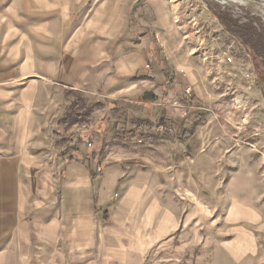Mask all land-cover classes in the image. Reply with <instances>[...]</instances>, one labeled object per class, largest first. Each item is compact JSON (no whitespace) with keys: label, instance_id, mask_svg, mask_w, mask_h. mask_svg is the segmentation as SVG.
<instances>
[{"label":"rangeland","instance_id":"obj_1","mask_svg":"<svg viewBox=\"0 0 264 264\" xmlns=\"http://www.w3.org/2000/svg\"><path fill=\"white\" fill-rule=\"evenodd\" d=\"M214 1L222 8L251 6L242 0ZM252 7L251 13L264 22V7ZM233 15L240 17L236 11ZM143 40L149 49H143L144 61L124 77L140 87L115 99L103 90V81L96 80L101 86L89 99L78 90L57 88L44 75L52 61L68 54L79 73L89 68L97 79L99 73H112L120 54ZM167 51L174 52L176 62ZM197 77L200 90L195 89ZM148 79L153 81L147 86ZM31 82L40 85L38 106L45 93L57 94L59 105L51 112L31 111L25 125L37 123L38 130L17 145V130L7 122L18 116L20 92ZM187 86L192 99L184 103ZM147 90L155 101L141 98ZM166 92L172 99L167 104L157 99ZM71 96L94 104L84 122V139L82 130L68 132L56 121ZM153 102L163 112L168 105L173 118L154 108L147 138H130L117 120L137 117L130 110L144 112L145 103ZM183 104L189 107L185 116ZM0 113L6 119L0 122V264H119L91 250L82 253L81 237L67 232L66 220L77 216L86 201L92 205L90 193L83 192L79 208L64 215L68 196L73 203L68 176L84 172L98 186L104 168L112 164L148 176L149 187L133 210L130 233L136 234L137 249L127 263L264 264L263 85L251 56L205 0H0ZM94 113L101 117H91ZM117 154L122 157L114 160ZM14 157L16 162H10ZM21 190L28 193L24 199ZM119 198L116 191L111 202ZM7 200L14 204L10 217L2 209ZM24 200L25 209H20ZM99 206L90 214L100 220L104 236L107 226L118 228L120 217L117 209Z\"/></svg>","mask_w":264,"mask_h":264},{"label":"crops","instance_id":"obj_2","mask_svg":"<svg viewBox=\"0 0 264 264\" xmlns=\"http://www.w3.org/2000/svg\"><path fill=\"white\" fill-rule=\"evenodd\" d=\"M163 12H164L163 16L167 15V13H165L166 12L165 7L163 8ZM163 43L164 46H166L167 48L171 47L170 42H163ZM144 48L146 49L148 48V43H146L143 40L140 43H138L136 47L133 48L131 47L130 48L131 50L124 52V54L123 53L120 54V56L117 58V61L115 63V67L113 69L110 68L112 73H108L104 76H102V73H99L97 79H95V77L94 79L91 77L89 68H83L79 73L80 71L79 68H75L71 64L68 54H66L64 57L56 58L55 61H52L48 67V70H46L44 75L47 76L49 79H51L54 83H56L57 88L68 87L69 90H73V91L78 90L80 92H83V96H86L89 99H92L97 96V90L101 86V83L103 81L105 82L104 83L105 89L103 90L109 92L108 95L110 96V98L115 99L124 91L132 90L131 88L140 87V85H138L139 83H137V80L135 81L134 79H132L128 83L127 80L124 79V77L129 74H132L133 71H135L139 66H141L142 62L144 61L143 58H145L144 57L145 54H143ZM147 51H149V49H147ZM167 53L170 56L169 58H171L172 62L174 61L176 62L178 58H176L174 52L167 51ZM108 70L109 68L105 69V71ZM180 70L182 69L175 68V72ZM182 75L185 76L184 73ZM154 76L156 77L157 80L162 78L159 73ZM187 78L190 80L189 77ZM96 80H99L101 83L98 85ZM144 81H146L145 84H147L148 86V84H151L153 80L148 79ZM198 81H199V77H197V79H194L195 85L197 86L195 89L200 90L197 84ZM141 85L143 86V84ZM162 88L164 87L162 86ZM175 89H176V84L174 86V90ZM253 91L258 92L256 88H253ZM40 94H41L40 85L36 84L35 82H31L28 85H26L20 92L19 95L20 106H18L19 108L18 116L14 117L13 119L7 122L8 128H13L17 130V138H16L17 145H24L25 144L24 138L27 135L34 134L38 130L37 123H35L31 127H26L25 125V119L27 118V115H29V113L32 114L31 111L39 107L40 110L42 111L51 112L52 110H54V108L58 107L59 105L60 97L57 94L49 93L47 97L45 93L44 101L42 105L38 106L36 103L37 102L36 99L37 98L40 99ZM161 94L163 95L161 96L158 93L157 99H162V102H166V104L167 102L169 103V100L172 101V99H169V97H171L170 93L166 92ZM73 98L74 96H71L70 101L73 100ZM102 102L104 103V101ZM158 104L160 103L157 102L147 103V104L145 103L146 106L144 112L142 111L141 113H138V111H132V110L130 111L135 114V115L133 114L134 116L137 117L139 116V118H143L146 120L148 119L152 120L151 117L153 115L154 108L155 109L157 108L155 112H157L158 108L159 110H162V107H157ZM164 105L162 106L164 107ZM13 106H15V104H9L8 108ZM166 106L168 107V105ZM167 107L164 112L163 110L161 112L164 114L165 118H170V117L173 118L172 117L173 114L170 113ZM98 113H100V115L103 116L100 111H98ZM98 113L92 114L91 117L97 118L99 116ZM4 120L6 119H3V116H1L0 122L5 123ZM117 121L123 122L124 119L122 121V119L120 118ZM85 126L86 124L85 125L82 124L81 126H77V127L71 126L68 132H74L73 130L75 128H78L79 130H82L80 133L81 135H79V137L84 139L83 135H86L85 134L86 130L83 128H85ZM87 126L90 128L89 125ZM79 130L78 132L76 131L75 133L77 136ZM2 139L6 140L5 135H2ZM80 143L81 142H79V144ZM136 155L137 153H132V156H136ZM25 156H26L25 152L23 153L21 152L19 154V157L21 158L22 161H26ZM121 157L122 155L117 154L113 158L114 160H116L117 158H121ZM17 158L16 159L15 157L11 158L10 162L12 163L16 162ZM125 167H126L125 165L123 166V165H114V164L106 166L104 168L103 175L100 176L97 181L98 186H95L93 181L94 179H91V177L86 176L84 172H82L80 175L77 176L78 178H82V181L78 180V178L75 175H69L67 178V182H68V189L70 190L71 201H73V203L69 201L70 200L69 196L67 197L69 200H65L64 203L65 204L64 210L67 211V213L64 215L65 217H69L70 214H72L71 212L69 213L70 210L79 208L80 206L79 204L82 202L83 192L90 193V201L92 205H89V202L86 201L84 207H81L80 210H78L79 214L77 216L71 217L72 220L71 219L66 220L67 232L70 233L71 236L81 237L80 240H81L82 253L91 250L93 253L95 252V256L97 255L98 257L117 258L119 264H130L127 263V259L129 256H131L132 250L137 249L136 234L131 235L130 233L132 232V227L134 224L133 210L136 209L138 205V200L140 199L142 193H144L146 191L145 189L149 187L147 175H144L143 173H135L134 171L125 169ZM122 178H125L126 180L123 182V184L120 187ZM151 187L152 185H150V188ZM24 188L26 187L24 186ZM26 190L28 191V193L30 192L29 189L26 188ZM21 191L23 192V196L21 197V199H24L26 195H28V193L24 190ZM116 191L120 192V198L118 202L114 205L113 202L111 201ZM156 191L158 192L159 190ZM147 201L148 200L145 199L144 210H148V204L146 203ZM100 204L101 206L103 205L109 206L111 210L117 209V211H115V214L116 213L119 214L120 217V220L117 224L118 228L113 229L110 226L109 227L107 226V228L109 229L108 231L107 229H105V231L109 233L107 232L104 233V236L101 234L103 230V226L100 224V220L94 219L90 214V210L91 209L95 210V207L99 209ZM158 204L160 203L157 202L155 204L153 200L152 205L155 208L158 207L159 209H161V206ZM74 206H76L77 208H74ZM153 206L152 209H154ZM18 207L20 209H25V200H24V205ZM13 208H14V204L11 200L5 201V203L2 206V209L6 210L5 217L11 216L10 211ZM106 209H104V212L107 215L108 211ZM145 213L146 211L144 212V214ZM128 234L130 235L127 236Z\"/></svg>","mask_w":264,"mask_h":264},{"label":"trees","instance_id":"obj_3","mask_svg":"<svg viewBox=\"0 0 264 264\" xmlns=\"http://www.w3.org/2000/svg\"><path fill=\"white\" fill-rule=\"evenodd\" d=\"M209 7L213 9L225 29L232 34L245 48L246 52L251 56L254 70L256 71L261 85H263L264 95V22L256 14H252V6L240 5L232 6L225 4L222 8L214 0H205ZM238 12L240 17H235L234 12ZM244 21H241V19ZM84 98H78L71 101L70 105L63 113L57 117V123L63 130H68L73 124H82L89 120V116L93 111L94 104L86 102ZM163 123L169 122L162 119ZM123 129L128 128L125 133H129L130 138L135 136L147 137L146 130L149 122L139 117H127L124 119ZM183 131L182 134H185Z\"/></svg>","mask_w":264,"mask_h":264},{"label":"water","instance_id":"obj_4","mask_svg":"<svg viewBox=\"0 0 264 264\" xmlns=\"http://www.w3.org/2000/svg\"><path fill=\"white\" fill-rule=\"evenodd\" d=\"M254 6L256 8H263L264 7V0H242ZM141 98L143 100L155 101V97L153 96V92L151 90L144 91Z\"/></svg>","mask_w":264,"mask_h":264},{"label":"built area","instance_id":"obj_5","mask_svg":"<svg viewBox=\"0 0 264 264\" xmlns=\"http://www.w3.org/2000/svg\"><path fill=\"white\" fill-rule=\"evenodd\" d=\"M227 61H231V58L228 57L227 58ZM192 99V89H191V86H187L185 89H184V93H183V96H182V100L184 101V103H189ZM181 100V101H182ZM188 104H183L180 106V111H181V114L183 116L187 115L188 113Z\"/></svg>","mask_w":264,"mask_h":264},{"label":"bare ground","instance_id":"obj_6","mask_svg":"<svg viewBox=\"0 0 264 264\" xmlns=\"http://www.w3.org/2000/svg\"><path fill=\"white\" fill-rule=\"evenodd\" d=\"M234 1H240V0H234Z\"/></svg>","mask_w":264,"mask_h":264}]
</instances>
